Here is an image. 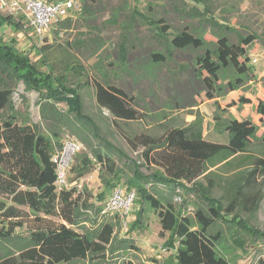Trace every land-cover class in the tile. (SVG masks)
Masks as SVG:
<instances>
[{"label":"trees","instance_id":"16d2710c","mask_svg":"<svg viewBox=\"0 0 264 264\" xmlns=\"http://www.w3.org/2000/svg\"><path fill=\"white\" fill-rule=\"evenodd\" d=\"M195 1L203 8L192 6L185 12L198 17L204 24L186 26L172 35L171 25L166 23L165 17L153 18L137 7L132 9V19L127 23L120 22L123 8L128 7V0H122L117 13L106 20V23L122 25L124 29L122 41L117 44L119 66L130 64L129 55L136 46L129 33L133 32L135 22L140 18L151 25L163 48L150 52L149 59L154 64H163L175 54V50H199L192 70L188 69L193 77L188 75L186 80L174 78L175 86L191 83L196 93H200L205 90L202 67L217 68L221 78L224 72H229L230 90H242L238 100L230 105L237 104L240 108L252 101L246 94V85L256 77L250 68L238 73L232 65H223L220 59L222 46L239 49L241 55H246L244 43L259 38V35L247 29L242 33L236 27L218 21L214 14L215 0ZM80 10L85 14L93 13L87 1ZM72 21L71 14L60 20L54 29L55 34L70 26ZM208 24L217 42L205 37ZM6 25L17 30L23 26L22 21L12 14L0 13V30ZM83 37L91 38L86 32L82 33L80 39L76 38L77 47L86 44ZM94 37L93 41L101 40L98 35ZM13 41L8 42L0 36V245L14 239H20L21 244L16 252L14 248H2L0 264H26L15 262V255L38 247L46 249L49 244L62 251L66 260L61 263L40 261L38 264L83 261L136 264L129 256V252L136 249L134 241L130 236L120 237L117 232L122 217L102 212L107 192L117 186L135 190L136 198L141 202L129 232L143 226L146 210H153L159 217V234L163 237L169 235L178 242L172 254L174 264H233L223 245L228 238L221 225L225 221L236 220L234 226L237 229L231 237L233 244H238L244 252L249 247L246 238L236 237L240 233L248 235L250 246L264 248V232L253 223L262 201L257 185L258 178L264 176V158L248 153L255 141L264 146V133L258 135V125L242 129L230 115L227 120L219 122L221 132L228 135V140L221 142L206 137L203 120L174 127L162 124L166 126L159 135L126 134L132 151L142 147L137 159H133L109 135L111 130L116 133V126L142 119L139 102L134 96L123 87L110 83L104 72V78L94 79L92 84L93 97L99 108L98 114L92 113L87 108L86 97L90 79L82 64L70 61L61 66L50 64L47 52L53 45L43 44L38 52L49 70L43 71L17 49ZM22 80L26 90L39 93L38 103L49 112L43 118V125L21 117L16 109L13 98ZM193 80L201 82L200 89ZM225 88L222 83L217 86L220 96L227 94ZM57 103H65L67 107L62 109ZM175 103L179 104L177 97ZM189 105L197 104L193 100ZM255 106L264 120V99L257 97ZM104 109L109 110L111 117L104 115ZM68 128L85 142L87 150L82 149L74 155L67 169L66 184L60 185L59 165L55 158L67 139H71L63 137ZM141 167H150L151 173L145 174ZM98 168L103 190L97 194L101 202L96 204L89 191L79 189L77 183ZM122 180L126 186L121 184ZM191 204L194 205L190 210ZM19 228H25L26 234H19ZM120 257L122 260L119 261ZM256 264H264V258L260 257Z\"/></svg>","mask_w":264,"mask_h":264},{"label":"rangeland","instance_id":"374dc122","mask_svg":"<svg viewBox=\"0 0 264 264\" xmlns=\"http://www.w3.org/2000/svg\"><path fill=\"white\" fill-rule=\"evenodd\" d=\"M85 1L91 5L92 15L85 14L80 10ZM77 4L76 10L70 13L73 17L71 25L60 28L58 34H55L54 29L57 28V23L60 20L48 27L44 37H40L33 27L28 25L22 15L14 14L13 16L16 19L22 21L23 26L17 30L6 25L0 30V36L8 42L15 40L13 42L16 43L17 49L28 55L43 71H49L47 62L38 52L39 47L43 44L53 45L47 52L50 64L61 66L66 64L67 61L82 64L90 79L89 85L91 87L86 88L88 94L86 97L87 108L92 113L98 114L97 111L99 110L93 97L92 84L94 79H103L104 72L107 73L106 76H108L107 79L110 83L123 87L131 96H134L139 102L138 106L142 119L127 122L121 127L116 126V133L111 130L109 135L114 142L122 145L133 159H137L142 147L132 151L126 141V134L147 133L159 135L164 132L163 129L166 125L171 127L184 126L195 120H203L206 137L212 141L224 142L228 140V135L227 132H221L222 127L219 122L227 120L230 115H233L242 129H250L254 125H258L260 127L258 135L264 133V120L257 113L255 106L257 97L264 99V0H215L214 4V14L218 21L234 26L242 33L246 32L247 29L250 32L255 31L259 35V38L244 43L247 49L246 55H241L239 49L233 47L223 45L222 51L220 48L222 53L220 59L223 65H232L238 73H243L250 68L256 77L255 80L246 85V94L252 98V101L244 103L240 108L237 104L230 105L232 101L238 100L242 90H230L232 85L228 76L229 72H224L223 78H221L217 73V68L204 69L202 67L201 72L205 82V90L200 93H196L197 90L191 86L193 85L191 83H188L187 86H175L174 78L186 80L188 75L193 77V73L189 74L188 69L192 70L199 50L195 48L175 50V54L169 57L166 62L154 64L149 59L150 52L160 51L163 48L155 38L151 25L143 22L140 18L135 22L133 32L129 33L131 41L136 46L130 52V64L119 66L117 44L122 41L121 34L124 33V29L122 25L108 24L106 20L117 13V9L123 4L122 0H78ZM150 4L152 5L151 8H149ZM192 6L203 8L202 4L197 3L195 0H128V7L123 8L119 20L127 23L134 17L132 9L137 7L141 12L153 18L165 17L166 23L171 25L170 32L173 35L186 26L197 27L204 24L203 21L200 22L198 17L195 18L185 12ZM0 13L9 14L4 11H0ZM86 17H89V20H85ZM205 30V37L208 40L218 41L209 24L205 26ZM85 32L91 37L90 40L83 37L86 44L77 47L76 38L80 39L81 34ZM95 35H98L101 40L93 41ZM45 37H47V40H45ZM65 47L67 50H65ZM186 65L189 67L186 68ZM193 81L196 87L200 89L201 82ZM221 83L226 87L227 94L225 96L218 94L217 86ZM176 97L179 99V104L175 103ZM13 99L21 117L30 118L32 122L40 125L44 124L43 118L47 117L49 112L43 110L41 104L38 103L40 101L39 93L35 90H26L23 80L19 82ZM193 100L197 105H189ZM57 105L62 109L67 107L65 103H57ZM104 113L105 116L111 117L109 110L104 109ZM100 123L103 125L102 121ZM42 130H44V127H42ZM63 137H71L72 140L83 143L85 146L83 150H87L85 142L70 128L65 131ZM248 153L264 158V146L255 141ZM149 169L150 167H141L145 174L151 173ZM126 172L128 173V171ZM67 173L66 180L68 179ZM258 180L257 189H260L262 201L253 223L256 228L264 232V176L259 177ZM121 184L126 186L123 180ZM77 185L81 190L87 189L92 195L91 200L96 204L101 202L97 198V194L103 190L99 168L81 179ZM107 193L108 197L111 192L108 191ZM177 201H180L179 197H177ZM193 205H190V210L193 209ZM140 206L141 202L136 198L128 215L127 224L120 222L117 226L118 235L120 237L130 236L136 245V249L131 250L129 256L134 259L136 264H174L173 258L175 256L172 254L178 242L174 241L171 236L169 238V235L163 237L159 234L161 225L158 215L153 210L149 208L146 210V219L143 226L132 228L129 232L131 223L136 219ZM235 222L236 220L221 223L228 237L223 242L227 250L226 254L233 264H256L260 257L264 258V248L250 246V239L244 233H240L236 237L238 239L246 238V245L249 248L244 252L238 244L234 245L231 233L236 232ZM87 223L90 222L87 221ZM17 231L22 235L27 232L25 228H19ZM20 244V239L2 243L0 251L6 247L7 250L14 248L13 250L16 252ZM65 260L66 256L62 254V251L57 250L50 244L46 249L33 248L17 253L14 257L15 262L22 261L26 264H38L40 261L44 263L49 261L61 263ZM120 260H122V257L119 258ZM75 264L92 263L83 261ZM101 264H105V262Z\"/></svg>","mask_w":264,"mask_h":264},{"label":"built area","instance_id":"2783aa9c","mask_svg":"<svg viewBox=\"0 0 264 264\" xmlns=\"http://www.w3.org/2000/svg\"><path fill=\"white\" fill-rule=\"evenodd\" d=\"M78 0H0V11L22 15L36 34L44 37L51 25L70 15L78 7ZM85 148L83 143L68 139L63 149L56 154L59 165V184H66L67 169L74 155ZM136 199L135 190L115 187L103 203V213L119 214L126 225L128 215Z\"/></svg>","mask_w":264,"mask_h":264}]
</instances>
